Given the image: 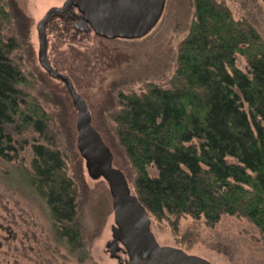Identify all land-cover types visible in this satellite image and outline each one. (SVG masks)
Segmentation results:
<instances>
[{"label": "rangeland", "instance_id": "1", "mask_svg": "<svg viewBox=\"0 0 264 264\" xmlns=\"http://www.w3.org/2000/svg\"><path fill=\"white\" fill-rule=\"evenodd\" d=\"M235 18L251 20L264 40L263 0H224ZM9 17L0 20V35L13 37L10 57L26 80L19 87L38 100L47 113L43 133L13 126L14 149L0 155V264H119L107 249L115 223L113 197L104 178L89 176L77 146V106L65 83L50 76L39 62L38 21L65 0H0ZM195 0H167L156 26L137 39H107L78 30L76 19L57 12L46 24L47 55L69 74L86 98L93 124L114 152V165L127 175L136 193L137 170L115 131L114 112L120 93H141L150 83L168 86L178 65L179 43L188 35ZM247 70V61L237 55ZM59 149L65 170L77 187L79 243H69L57 229L46 197L31 181L34 145ZM157 174L154 166L149 168ZM152 230L161 245L177 246L213 264H264V233L249 218L224 214L214 224L204 216L151 214ZM123 257H127L123 254Z\"/></svg>", "mask_w": 264, "mask_h": 264}, {"label": "trees", "instance_id": "2", "mask_svg": "<svg viewBox=\"0 0 264 264\" xmlns=\"http://www.w3.org/2000/svg\"><path fill=\"white\" fill-rule=\"evenodd\" d=\"M65 16L75 19L72 11ZM8 17L0 2V20ZM16 44L0 35V155L15 148L10 126L43 133L47 121L38 100L19 87L26 77L10 57ZM120 102L115 131L150 215L204 216L209 224L240 215L264 233V40L251 20L235 18L224 0H195L169 85L120 93ZM34 154L31 181L60 234L79 243L77 187L61 151L38 143Z\"/></svg>", "mask_w": 264, "mask_h": 264}, {"label": "water", "instance_id": "3", "mask_svg": "<svg viewBox=\"0 0 264 264\" xmlns=\"http://www.w3.org/2000/svg\"><path fill=\"white\" fill-rule=\"evenodd\" d=\"M166 1L65 0L62 6L51 7L37 23L39 62L50 76L65 83L77 106V146L85 159L89 176L104 178L108 182L115 216L113 239L107 244L111 252L116 253L122 244L132 264H213L180 247L158 242L152 230L151 215L133 191L125 172L114 165V152L93 124L86 98L77 90L72 77L58 70L47 55L46 24L54 13L76 7L79 13L74 25L80 31H93L107 39H137L146 36L156 26Z\"/></svg>", "mask_w": 264, "mask_h": 264}, {"label": "flooded vegetation", "instance_id": "4", "mask_svg": "<svg viewBox=\"0 0 264 264\" xmlns=\"http://www.w3.org/2000/svg\"><path fill=\"white\" fill-rule=\"evenodd\" d=\"M69 11H72V14H73V16L75 17V19H76V21H77V18H78V15H77V13H79V11L77 10V8L76 7H73V8H71V9H68L67 11H65V13H67V12H69ZM79 30V29H78ZM87 33H89V32H87ZM51 209V208H50ZM52 214V213H51ZM53 217V216H52ZM113 227V226H112ZM112 239H113V235H112ZM112 239H110V240H112ZM109 240V241H110ZM108 241V242H109ZM108 242H107V244H108ZM121 249L120 250H118L116 253H112L111 252V249H109L108 247H107V249H108V251L110 252V254H111V256L112 257H115L117 260H118V262H119V264H132L131 263V260H130V256H129V254H128V252L124 249V246L121 244ZM123 254L124 255H126L127 257H123ZM130 262V263H129Z\"/></svg>", "mask_w": 264, "mask_h": 264}]
</instances>
